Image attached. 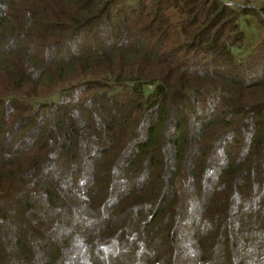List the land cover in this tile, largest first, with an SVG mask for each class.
<instances>
[{
    "label": "trees",
    "instance_id": "obj_1",
    "mask_svg": "<svg viewBox=\"0 0 264 264\" xmlns=\"http://www.w3.org/2000/svg\"><path fill=\"white\" fill-rule=\"evenodd\" d=\"M0 264H264V0H0Z\"/></svg>",
    "mask_w": 264,
    "mask_h": 264
}]
</instances>
